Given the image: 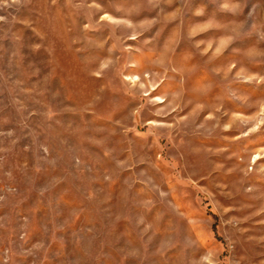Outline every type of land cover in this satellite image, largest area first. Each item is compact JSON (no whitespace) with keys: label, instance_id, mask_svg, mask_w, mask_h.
I'll return each instance as SVG.
<instances>
[{"label":"rangeland","instance_id":"obj_1","mask_svg":"<svg viewBox=\"0 0 264 264\" xmlns=\"http://www.w3.org/2000/svg\"><path fill=\"white\" fill-rule=\"evenodd\" d=\"M0 264H264V0H0Z\"/></svg>","mask_w":264,"mask_h":264}]
</instances>
